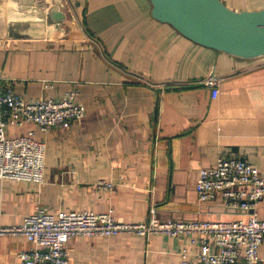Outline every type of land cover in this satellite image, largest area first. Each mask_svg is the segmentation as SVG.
Wrapping results in <instances>:
<instances>
[{"label":"crops","instance_id":"obj_1","mask_svg":"<svg viewBox=\"0 0 264 264\" xmlns=\"http://www.w3.org/2000/svg\"><path fill=\"white\" fill-rule=\"evenodd\" d=\"M222 1L240 12L264 9V0ZM53 2L73 8L72 33L66 22L44 23L50 0H0V80L26 99L76 92L86 115L49 133L33 124L7 129L45 141V182L0 179V227L20 226L38 208L112 211L125 224L148 223L153 208L162 221L244 218L201 204L195 183L222 156L264 176V58L241 60L188 40L152 18L149 0ZM209 77L220 82L216 99ZM257 214L264 220V199ZM190 238L73 237L67 248L70 264H181ZM31 248L21 235L0 237V264H19Z\"/></svg>","mask_w":264,"mask_h":264},{"label":"built area","instance_id":"obj_2","mask_svg":"<svg viewBox=\"0 0 264 264\" xmlns=\"http://www.w3.org/2000/svg\"><path fill=\"white\" fill-rule=\"evenodd\" d=\"M219 83L215 77L205 81L213 99L219 95ZM85 115L76 92H68L60 99H26L0 80V179L37 185L45 182V141L36 138L33 131L9 136L8 128L22 129L33 124L40 132L49 133L55 127L68 129ZM100 185L113 189L112 184ZM195 191L201 204L234 210L244 218L229 223L162 221L153 208L148 223L125 224L116 222L112 211L51 213L38 208L20 226L0 227V237L21 235L32 245L18 255L19 264H70L67 247L73 237L152 234L190 235L189 244L180 252L181 264H264L260 255L264 220L257 214L264 199L261 171L238 156H222L215 165L199 171Z\"/></svg>","mask_w":264,"mask_h":264},{"label":"water","instance_id":"obj_3","mask_svg":"<svg viewBox=\"0 0 264 264\" xmlns=\"http://www.w3.org/2000/svg\"><path fill=\"white\" fill-rule=\"evenodd\" d=\"M152 18L203 47L241 60L264 58V9L235 11L222 0H149ZM65 3L50 11L56 24L65 22ZM237 214L234 210L219 209ZM244 214V212H240Z\"/></svg>","mask_w":264,"mask_h":264},{"label":"rangeland","instance_id":"obj_4","mask_svg":"<svg viewBox=\"0 0 264 264\" xmlns=\"http://www.w3.org/2000/svg\"><path fill=\"white\" fill-rule=\"evenodd\" d=\"M57 4H55L54 2H53V0H50V3L49 4H43V6H41V7H43V8H47V10L49 11V15H48V17H47V19L45 18H42V19H44L43 21H44V23H48V25H49V29H50V27L53 25V26H56V25H61V24H56L54 21H52L51 19H50V11L54 8V6H56ZM67 5V4H66ZM34 6V5H33ZM42 8V9H43ZM72 10H73V8L72 9H70L69 7H68V5H67V10L65 11V14H64V16H65V24L67 25L66 26V28H67V30H68V32L69 33H72V30H73V27L71 26V24H76V22H77V20H76V16L74 17V15H73V12H72ZM69 11H71V13L69 12ZM78 20L80 21V24H81V20H80V18H78ZM26 23H30L29 25H33V24H35L34 22L35 21H25ZM54 31V32H53ZM55 31H59L57 28H55V29H52V34L54 33L55 35L57 34V35H59V33H57V32H55Z\"/></svg>","mask_w":264,"mask_h":264}]
</instances>
